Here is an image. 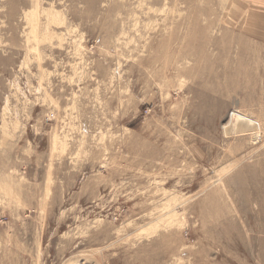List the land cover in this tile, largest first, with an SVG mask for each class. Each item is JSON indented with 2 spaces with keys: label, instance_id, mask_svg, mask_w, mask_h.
<instances>
[{
  "label": "rangeland",
  "instance_id": "374dc122",
  "mask_svg": "<svg viewBox=\"0 0 264 264\" xmlns=\"http://www.w3.org/2000/svg\"><path fill=\"white\" fill-rule=\"evenodd\" d=\"M261 2L0 0V264H264Z\"/></svg>",
  "mask_w": 264,
  "mask_h": 264
},
{
  "label": "bare ground",
  "instance_id": "6f19581e",
  "mask_svg": "<svg viewBox=\"0 0 264 264\" xmlns=\"http://www.w3.org/2000/svg\"><path fill=\"white\" fill-rule=\"evenodd\" d=\"M233 116H235V115H233ZM237 119H238V122H239V126H238V132L239 133H243V132H246V130H248L247 128H248V126H252L254 129L253 130H255V128L257 127V124L256 123H254V122H251V121H249L248 119H246V118H244V117H242V116H237ZM247 126V128H245L244 129V126ZM255 125V126H254ZM251 127V128H252ZM254 133V132H253ZM228 134V133H227ZM257 133H255V135H256ZM254 140H257V138H256V136L254 137ZM165 214H166V212H165ZM160 218V217H159ZM162 218V217H161ZM160 218V219H161ZM154 220H156V219H154ZM154 222V221H153ZM152 223V222H151ZM155 224V223H154Z\"/></svg>",
  "mask_w": 264,
  "mask_h": 264
},
{
  "label": "crops",
  "instance_id": "0c3cea01",
  "mask_svg": "<svg viewBox=\"0 0 264 264\" xmlns=\"http://www.w3.org/2000/svg\"><path fill=\"white\" fill-rule=\"evenodd\" d=\"M260 2H261V0H257V3H258V5H259V3H260ZM262 2H263V3H262ZM262 2H261V3H262V4H263V6H264V0H263ZM256 33H257L258 35H260V33H259V32H257V31H256ZM253 35H256V34H255V32L253 33Z\"/></svg>",
  "mask_w": 264,
  "mask_h": 264
}]
</instances>
